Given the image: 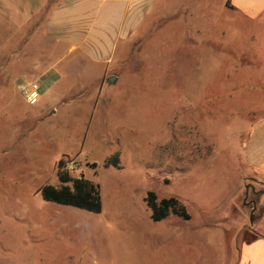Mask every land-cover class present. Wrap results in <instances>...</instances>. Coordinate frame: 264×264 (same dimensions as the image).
I'll return each instance as SVG.
<instances>
[{
	"label": "rangeland",
	"instance_id": "rangeland-1",
	"mask_svg": "<svg viewBox=\"0 0 264 264\" xmlns=\"http://www.w3.org/2000/svg\"><path fill=\"white\" fill-rule=\"evenodd\" d=\"M66 2L32 0L31 31L0 23V264H236L264 230V198L255 211L251 203L264 165L245 157L251 125L264 119V14L158 0L133 43L95 64L64 60L47 32ZM50 68L57 78L26 104L19 83H43ZM115 152L121 169L105 168ZM60 161L100 185V213L44 200V186H60ZM150 191L178 198L191 218L153 222Z\"/></svg>",
	"mask_w": 264,
	"mask_h": 264
},
{
	"label": "crops",
	"instance_id": "crops-1",
	"mask_svg": "<svg viewBox=\"0 0 264 264\" xmlns=\"http://www.w3.org/2000/svg\"><path fill=\"white\" fill-rule=\"evenodd\" d=\"M157 4L158 0H68L51 11L45 27L48 33L55 36L57 44L63 46L64 60L110 64L120 45L133 43L135 37L140 35V30L156 10ZM222 4L229 12L240 13L248 18L256 19L264 14V0H223ZM191 6L181 3L179 10H185L191 28L201 30L200 33H194L195 37L202 35L207 40V32L204 33L207 26L197 20ZM164 10L172 14L168 6ZM32 15V0L29 3L27 0H0V23L9 20L16 24V28L19 26L31 31ZM125 59L121 57L122 61ZM57 76L58 73L52 68L43 76L40 100L49 89L44 87ZM251 126L245 157L247 164L256 169L264 165V119ZM262 185L263 193L254 211L257 205L262 206L264 183ZM262 207V214L258 216L260 221L264 220V204ZM236 264H264V230L254 240L241 245Z\"/></svg>",
	"mask_w": 264,
	"mask_h": 264
},
{
	"label": "trees",
	"instance_id": "trees-1",
	"mask_svg": "<svg viewBox=\"0 0 264 264\" xmlns=\"http://www.w3.org/2000/svg\"><path fill=\"white\" fill-rule=\"evenodd\" d=\"M120 153L115 152L107 158L103 166L105 168L115 167L121 169ZM96 167V164H93ZM58 179L60 186L46 185L42 189L44 200L59 205L71 206L93 213H100L102 210L101 188L98 183H94L83 175L73 177L65 169V162L60 161L58 165ZM263 193V189L255 195ZM148 207L151 209V220L160 222L161 220L175 216L184 220L191 218L185 205L176 197L163 198L158 200L152 191L146 198Z\"/></svg>",
	"mask_w": 264,
	"mask_h": 264
},
{
	"label": "built area",
	"instance_id": "built-area-1",
	"mask_svg": "<svg viewBox=\"0 0 264 264\" xmlns=\"http://www.w3.org/2000/svg\"><path fill=\"white\" fill-rule=\"evenodd\" d=\"M19 90L26 104L35 106L42 96V83L39 81H23L19 83Z\"/></svg>",
	"mask_w": 264,
	"mask_h": 264
},
{
	"label": "flooded vegetation",
	"instance_id": "flooded-vegetation-1",
	"mask_svg": "<svg viewBox=\"0 0 264 264\" xmlns=\"http://www.w3.org/2000/svg\"><path fill=\"white\" fill-rule=\"evenodd\" d=\"M249 189H250V187L247 186V194H246V195H248V191H249ZM257 192H258V191H257ZM257 192H256L254 189H252V193H253L254 196H258V195H255ZM251 203L254 204V205H252V206H253L252 210H254L255 205H256V201L253 200Z\"/></svg>",
	"mask_w": 264,
	"mask_h": 264
},
{
	"label": "water",
	"instance_id": "water-1",
	"mask_svg": "<svg viewBox=\"0 0 264 264\" xmlns=\"http://www.w3.org/2000/svg\"><path fill=\"white\" fill-rule=\"evenodd\" d=\"M115 79H116L115 77H110V78L108 79V82H109V83H112L113 81H115Z\"/></svg>",
	"mask_w": 264,
	"mask_h": 264
}]
</instances>
